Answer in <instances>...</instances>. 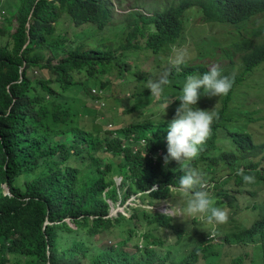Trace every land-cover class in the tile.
<instances>
[{
  "label": "trees",
  "instance_id": "obj_1",
  "mask_svg": "<svg viewBox=\"0 0 264 264\" xmlns=\"http://www.w3.org/2000/svg\"><path fill=\"white\" fill-rule=\"evenodd\" d=\"M172 1L152 15L132 9L119 18L110 15L109 0L4 2L14 10L4 19L6 26L0 25V36L11 30L12 39L11 47L0 44V264H196L201 256L211 264L222 240L260 245L253 264H264V141L252 128L264 120V106L257 107L264 86L248 83L247 90L258 93L247 105L239 100L242 81L264 61V36L254 43L239 29L264 12V0ZM193 7L202 19L190 27L186 11ZM259 20L264 25L263 17ZM69 21L70 34L64 26ZM87 26L96 39L81 37ZM106 27L121 36L107 37L101 33ZM187 40H193L194 60L173 67L172 47ZM69 41L73 44L65 47ZM140 53L152 56L157 67H137ZM217 59L238 71L227 95L200 90L197 107L215 111L218 119L198 156L185 165L201 173L215 204L226 198L232 218L212 231L205 225L203 232L198 224L188 231L187 219L156 208L177 197L183 207L188 198L179 191V162L164 164L167 129L186 77L207 72ZM32 67L50 74L33 79ZM165 71L171 83L159 98L152 97L146 83ZM113 78L121 80L114 85ZM90 87L109 89V97L119 101L121 112L111 113L124 121H113V130L96 121V106L87 105L90 99L94 103ZM139 97L145 101L128 107ZM150 101L162 106L153 110ZM241 170L255 182L245 183ZM235 192L249 194L239 219L235 208L242 196ZM131 194L139 201L129 216L108 215V200L124 201ZM108 231H117L119 239L101 244ZM216 235L223 239L215 241ZM132 236L134 251L125 245ZM246 255L231 259L230 254L227 264H246Z\"/></svg>",
  "mask_w": 264,
  "mask_h": 264
},
{
  "label": "clouds",
  "instance_id": "obj_2",
  "mask_svg": "<svg viewBox=\"0 0 264 264\" xmlns=\"http://www.w3.org/2000/svg\"><path fill=\"white\" fill-rule=\"evenodd\" d=\"M172 4H174V1L171 0V2H169V4L163 8L169 7ZM154 11L146 15H152ZM186 13L190 16V24H197V22L201 21L202 19L201 15H194V13L191 11H186ZM195 17L200 18V20L191 22L192 20H195ZM261 17H263L264 21V12L258 13L257 15L250 18L247 24L242 25V27L239 29V32H245L244 39L250 38L254 43H261L263 41L264 25L260 23L259 19ZM199 25H201L200 27L202 28L205 24ZM216 25L223 32V29L218 24ZM239 32H237V34ZM182 46L187 47L188 45L184 43ZM171 53L172 55L169 58V62L173 67H179L189 59V53L186 48H177L176 46H173ZM263 67L264 64L255 68V83H257L256 79H258V75L264 72ZM38 69L41 70L40 68ZM169 76L170 71H165L159 76L158 79H149L147 81L146 88L150 90L152 97L159 98L164 93L165 87L171 83ZM233 84L234 76L223 75L219 65H217V62H213L209 66L208 71L204 72L203 74L188 75L186 77L181 89V93L178 97H176V99H178L181 103L176 109L174 118L168 125L166 136L167 154L163 157V160L165 166H167L171 160L179 162L183 172V175L180 176L178 181L179 191L184 193L188 198L184 202L183 207L175 204H169L165 210H158L164 211L166 214H173L176 217H183V219L185 217H204L208 224L224 223L227 221V210L217 207L219 205H227L226 198H222L224 200L223 204H215V200L211 197L210 193L205 190L207 184L204 183L201 173L194 168L187 167L185 162L195 159L198 156L200 146L204 144V142L211 135L214 120L218 119V113L215 111L204 110L197 107L201 95L200 90L203 89L204 93L209 96L219 97L222 95H227L233 87ZM105 91L106 90L98 87L90 88V94L95 104L98 101H102V105L106 103V98L104 99ZM94 96L97 98L95 99ZM168 106L169 105H167L166 108H168ZM260 106H264V102H259L257 104V107ZM109 126H113V123H111ZM114 127H116V125L113 126V128H109L107 125H105V129L109 130H113ZM141 143L143 144V140ZM239 174L242 175V179L245 183L255 182V177L253 175H244L243 170H241ZM3 190L5 193L10 194L9 186L6 184H3ZM212 192L214 194V191ZM128 197L126 199H128ZM126 199L124 201H126ZM136 199L139 201L138 196L134 200L136 201ZM119 200L124 202L121 199ZM108 202L110 212L113 209L112 203L115 204L117 201L114 202L110 199ZM108 215L112 216L110 214Z\"/></svg>",
  "mask_w": 264,
  "mask_h": 264
},
{
  "label": "rangeland",
  "instance_id": "obj_3",
  "mask_svg": "<svg viewBox=\"0 0 264 264\" xmlns=\"http://www.w3.org/2000/svg\"><path fill=\"white\" fill-rule=\"evenodd\" d=\"M6 0H1L0 2V24L5 25L4 24V19L7 18L12 12H13V8H8L6 3H4ZM110 1V9H112L111 12V16L113 18H119L121 17L123 14H126L129 10L132 9H142V11L146 14H150L154 11V9H162L164 6L168 5L169 2H171V0H109ZM191 12L194 13V15H200L197 7H193L191 9ZM69 19V18H68ZM200 18L195 17V20H192L191 22H195V21H199ZM73 22L69 21L66 25L69 31V34L71 33V30L73 29L72 27ZM108 27H112L111 24H108ZM194 24H190V27H192ZM201 25H198V27L201 29L200 27ZM203 26H207L206 24ZM104 28L101 33H104L107 37H111L114 40L118 39L122 33H118L115 30H108L106 32V29L108 28ZM90 27H86L85 31L82 32L81 37H92L94 39H96L99 35L95 36L92 34L91 31H94L92 29H89ZM217 28H215L216 30ZM76 31L80 30L79 28L75 29ZM244 32V31H242ZM11 30L5 34H3V36H0V44L1 45H8V47H11ZM190 39V38H188ZM77 41V40H75ZM69 44H73L70 43V41L67 43V45L65 47H67ZM185 44H187V47H183L180 46L179 48H186L188 53H189V58L194 60V46H193V40H187L185 42ZM56 54V52H55ZM141 55L136 59V63H137V67H144V66H149V67H157L156 63H154L152 56H148V57H144L143 53H140ZM128 59L132 60L133 56L132 54H128L127 56ZM53 64H57L58 59L55 58L53 61ZM214 62H217V65H219L222 74L223 75H228L231 76L235 73H237L238 71V67L237 65L235 66H231L230 63H228V61H219L214 60ZM262 64H264V62H262L261 64H259L256 67H260ZM255 67V68H256ZM264 68V67H263ZM259 71V70H258ZM52 73V72H51ZM29 76L32 77L33 79H39L42 77H48L50 72L47 70H39L36 67L30 68L29 72H28ZM254 75L250 76L249 78L245 79L244 81H242V85L240 88V96H239V100L241 102H244V105H247L248 102L252 99L255 98V95L258 93L257 90H253V91H248L246 86L248 83H251L252 85H254L255 81H254ZM119 80H121L120 78H113V83L114 85L119 83ZM252 81L254 83H252ZM256 82L261 85L264 86V72L258 75V79H256ZM91 88V87H90ZM89 88V89H90ZM105 91V96L104 99L106 98L107 101V106H104L101 104L102 101H98L96 104L93 103L92 99L89 100V102L87 103V105L90 106H96V110L98 111L97 113V117H96V121L98 123H102V125H107L109 128H113V126H115L116 124L113 121H118V123H121L124 121V118L120 115H115L114 117L112 116L111 111L114 113L116 111V109H118V113L121 112V106L119 104V101L115 100V97H109L111 95V92L109 89H104ZM85 94L84 90L80 91V96H83ZM126 95H129L128 93H125ZM124 95V93L120 92L119 93V98H121ZM261 96V94H259V97ZM71 97V96H69ZM143 102L145 101L144 97H139V98H133L131 100V103L128 107L134 105L136 102ZM260 102H264V99H262ZM113 106H115V108L109 109L108 107L112 108ZM149 106L153 109V110H157L158 108H160L162 105L158 104L155 102H149ZM95 108V107H94ZM262 115H264V110L261 112ZM111 123H113V126H109ZM254 127L257 128V132L263 137V141H264V120H261L259 123L257 124H253L252 128ZM264 153V151H263ZM262 165L264 167V158L262 161ZM226 177V176H225ZM117 183H120L121 181V177H117ZM230 185H232V182L227 184L228 187H230ZM235 195L237 196H242L241 197V201L238 200V206H236L235 210H237L236 213V217L237 219L243 217L245 215V211H244V204L242 202H246L249 203L248 201V197L249 194L245 195V193H237L235 192ZM138 196V194H134L131 195L130 197H128V199H126V201L121 202L120 200H118L115 204L112 203V207L113 209L109 212L110 215L112 216H116L117 212H122L123 214H125L126 216L130 215V207L135 205L138 201V199H136V201L134 200L136 197ZM227 202V200H226ZM169 204H175V205H179L180 207H182V200L180 197H177V200L175 201H171L170 199H166L163 200L161 202H159L156 206V208L161 209V210H165ZM220 207L221 209H226L227 210V214H228V219L226 222H228V220L230 219V217L232 218V209L231 207H229L228 205H224V206H217ZM247 212V211H246ZM173 215V214H172ZM174 216V215H173ZM176 217V216H175ZM177 219H183V217H176ZM184 219H187V223H186V228L188 231H192L195 229L196 224L200 225L199 229H202L203 232H207V229H211V231L216 227L217 228V224H225L224 223H213V224H208L206 222V219L204 217H200L197 216V220H193L191 217H185ZM185 225V223H184ZM207 225V229L206 226ZM193 237H196V233H190ZM119 239V236L117 235V231H112V232H106L104 234V236H102V239L100 240L101 244L102 243H107V244H111L112 242H115ZM223 239V237L221 235H216L215 241H221ZM141 242V241H140ZM134 240H133V236L130 240L127 241V243L125 244L128 248H130L131 250L134 251ZM261 250V246L260 245H256V246H244V247H240V245L237 244H228L226 242H224L222 240V245H220L219 247V251H217V255L215 256L213 262L211 264H215L219 263V264H227L234 256H236L237 254L240 253H244L247 252L249 253V255H246V264H253L254 262H256V260L258 259L257 257L258 254L260 253ZM230 254H232L231 259H229ZM210 257V256H208ZM215 261V262H214ZM196 264H209L208 261L206 259H204L202 256L199 259V261Z\"/></svg>",
  "mask_w": 264,
  "mask_h": 264
}]
</instances>
